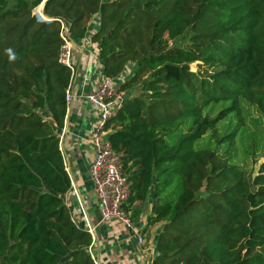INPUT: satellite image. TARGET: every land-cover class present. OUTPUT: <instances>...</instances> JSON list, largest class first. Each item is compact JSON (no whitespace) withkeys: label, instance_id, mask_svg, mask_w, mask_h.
I'll return each instance as SVG.
<instances>
[{"label":"trees","instance_id":"obj_1","mask_svg":"<svg viewBox=\"0 0 264 264\" xmlns=\"http://www.w3.org/2000/svg\"><path fill=\"white\" fill-rule=\"evenodd\" d=\"M43 1L0 0V264H93L63 204L58 135L59 20L76 43L93 16L105 76L134 65L107 129L125 210L151 197L148 224L163 223L152 264H264V161L254 176L236 163L244 105L264 116V0H45L38 22ZM206 134L214 148L196 145Z\"/></svg>","mask_w":264,"mask_h":264},{"label":"crops","instance_id":"obj_2","mask_svg":"<svg viewBox=\"0 0 264 264\" xmlns=\"http://www.w3.org/2000/svg\"><path fill=\"white\" fill-rule=\"evenodd\" d=\"M72 61L75 75L70 89L74 96L65 111L63 127L58 132L59 151L63 157L70 188L63 195L70 219L76 228L87 232L91 243L87 248L93 264H152L156 256L155 243L163 223L148 224L152 199L126 209L132 221L127 228L118 220L103 222L88 170L94 151L89 135L96 122V112L84 99L103 74L99 48L95 42L74 43ZM108 134L112 132L108 129ZM93 229V233L88 232ZM142 238V242H138Z\"/></svg>","mask_w":264,"mask_h":264},{"label":"built area","instance_id":"obj_3","mask_svg":"<svg viewBox=\"0 0 264 264\" xmlns=\"http://www.w3.org/2000/svg\"><path fill=\"white\" fill-rule=\"evenodd\" d=\"M100 27V18L93 16L88 23V31L83 40L92 41V36ZM59 38L62 43L58 53V62L70 72L69 85L65 89V106L71 104L73 95L70 84L75 75V65L72 61L74 42L69 35L67 23L59 20ZM93 42V41H92ZM96 44V43H95ZM124 74L110 78L103 73L91 92L84 99L96 112V122L93 125L89 142L94 156L88 174L94 186V192L99 205V215L103 222L118 220L127 228H132V221L125 210L129 197L130 183L122 171V153L115 152L109 140L107 124L112 121L122 108L124 92L121 85L125 82ZM90 234L93 229L88 228ZM142 242V238H138Z\"/></svg>","mask_w":264,"mask_h":264},{"label":"rangeland","instance_id":"obj_4","mask_svg":"<svg viewBox=\"0 0 264 264\" xmlns=\"http://www.w3.org/2000/svg\"><path fill=\"white\" fill-rule=\"evenodd\" d=\"M44 2L45 0L39 6L35 7L31 12V16L34 17L38 22H42V20H40V17H38L39 15L36 12H43L42 6ZM189 67L194 73L196 71H207L208 73L214 71L213 69H208L207 67L203 66L201 62L190 64ZM133 70L134 65L129 63V66L127 69H125L124 73L126 79L129 75L131 76ZM135 92H139V88L136 86L134 87V91L131 93ZM128 93V91L124 92L125 97ZM226 106H228L227 103L216 104L210 110H207L206 113H209L210 111V114L215 116L222 108H225ZM243 119L245 123L244 133L240 135L238 139L240 159L236 160V163L243 166L248 174L250 173L252 176H254L257 172L258 166L264 161V116L255 106H249L248 104H245L243 108ZM220 130H223V128L220 127ZM210 144L209 134H206L203 139L196 142L197 146H210V148H214V144Z\"/></svg>","mask_w":264,"mask_h":264},{"label":"water","instance_id":"obj_5","mask_svg":"<svg viewBox=\"0 0 264 264\" xmlns=\"http://www.w3.org/2000/svg\"><path fill=\"white\" fill-rule=\"evenodd\" d=\"M43 9H44V4H43V6H42V11H43Z\"/></svg>","mask_w":264,"mask_h":264}]
</instances>
